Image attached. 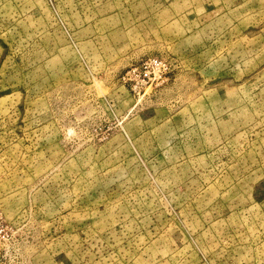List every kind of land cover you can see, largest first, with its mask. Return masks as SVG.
Segmentation results:
<instances>
[{
	"label": "rangeland",
	"instance_id": "1",
	"mask_svg": "<svg viewBox=\"0 0 264 264\" xmlns=\"http://www.w3.org/2000/svg\"><path fill=\"white\" fill-rule=\"evenodd\" d=\"M0 264H264V0H0Z\"/></svg>",
	"mask_w": 264,
	"mask_h": 264
}]
</instances>
